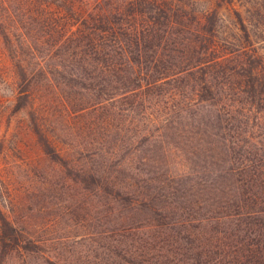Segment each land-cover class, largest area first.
<instances>
[{
	"label": "rangeland",
	"instance_id": "1",
	"mask_svg": "<svg viewBox=\"0 0 264 264\" xmlns=\"http://www.w3.org/2000/svg\"><path fill=\"white\" fill-rule=\"evenodd\" d=\"M129 7L0 0V264H187L191 233L233 221L223 215L264 182V101L238 91L235 72L214 71L201 92L196 74L124 93L97 62L69 57L62 36L70 25ZM228 8L219 43L231 51L241 34ZM4 32L31 65L25 101ZM256 47L263 53L264 42ZM134 79L122 81L133 87ZM245 166L242 179L252 181L242 186L237 168Z\"/></svg>",
	"mask_w": 264,
	"mask_h": 264
},
{
	"label": "trees",
	"instance_id": "2",
	"mask_svg": "<svg viewBox=\"0 0 264 264\" xmlns=\"http://www.w3.org/2000/svg\"><path fill=\"white\" fill-rule=\"evenodd\" d=\"M125 1L130 5L127 11L107 14L97 10L70 25L62 38L72 60L84 64L97 62L107 81L122 82L118 90L124 93L181 77L193 78L196 74L203 77L198 83V92H201L205 91L206 78L211 73L217 71L222 76L232 71L238 78L235 83L238 91L249 93L253 104L264 101V51L259 53L260 47H256L264 42V0ZM201 3L205 5L199 9ZM223 6L232 11V28L241 34L236 44H231V51L219 43L224 29ZM1 34L17 61L14 69L20 86L18 100L25 101L30 97L31 65L19 56L12 40L14 35ZM36 66V73L51 84L47 76L51 73L44 74L39 62ZM130 76L135 77L133 87H125L122 80ZM113 90L104 93L106 101L113 99ZM39 136L48 148L60 155L59 149L41 131ZM245 167L237 168L241 177L236 181L242 186L252 181L242 179L246 171L251 172L250 169L243 172ZM256 187L255 192L249 194L246 190L240 194L233 203L235 211L231 215H223L233 221H216L209 229L191 233L193 240H187L190 246L185 248L191 254L185 259L189 260L187 264H264V221L254 217L258 214L264 219V206L260 210L249 208L251 203L264 205V182ZM198 227L203 226L200 223Z\"/></svg>",
	"mask_w": 264,
	"mask_h": 264
}]
</instances>
